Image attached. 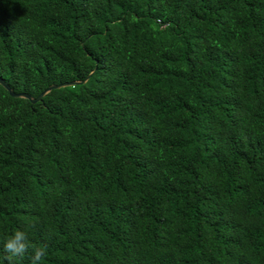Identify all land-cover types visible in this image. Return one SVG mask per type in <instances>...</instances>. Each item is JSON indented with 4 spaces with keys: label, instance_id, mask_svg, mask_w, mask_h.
I'll use <instances>...</instances> for the list:
<instances>
[{
    "label": "trees",
    "instance_id": "16d2710c",
    "mask_svg": "<svg viewBox=\"0 0 264 264\" xmlns=\"http://www.w3.org/2000/svg\"><path fill=\"white\" fill-rule=\"evenodd\" d=\"M0 79L79 82L0 85V264H264V0H0Z\"/></svg>",
    "mask_w": 264,
    "mask_h": 264
},
{
    "label": "clouds",
    "instance_id": "9594fccd",
    "mask_svg": "<svg viewBox=\"0 0 264 264\" xmlns=\"http://www.w3.org/2000/svg\"><path fill=\"white\" fill-rule=\"evenodd\" d=\"M34 226V223L33 225ZM31 248V264H42L47 255L46 246H33L29 242V233L26 230L17 229L9 235L3 242V252L7 264H15L17 259H23Z\"/></svg>",
    "mask_w": 264,
    "mask_h": 264
},
{
    "label": "water",
    "instance_id": "95a60500",
    "mask_svg": "<svg viewBox=\"0 0 264 264\" xmlns=\"http://www.w3.org/2000/svg\"><path fill=\"white\" fill-rule=\"evenodd\" d=\"M75 83H79V82H69V83H61V84H58V85H49L45 90H43L40 94H38L37 97L31 98V97H29V96H27L26 94H23V93L13 94L9 90V88L6 86V84L0 79V85L3 86L6 90H8V92H9L10 95L15 96V97H23V98H26L31 103H33L36 100H38L44 93H46L50 89L58 88V87L65 86V85H72V84H75Z\"/></svg>",
    "mask_w": 264,
    "mask_h": 264
}]
</instances>
